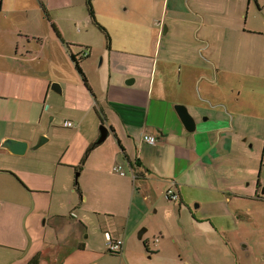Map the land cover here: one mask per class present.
<instances>
[{
	"label": "crops",
	"instance_id": "obj_1",
	"mask_svg": "<svg viewBox=\"0 0 264 264\" xmlns=\"http://www.w3.org/2000/svg\"><path fill=\"white\" fill-rule=\"evenodd\" d=\"M259 2L92 0L109 49L88 0H1L0 264H182L176 238L132 258L152 207L172 203L166 191L177 193L179 213L251 199L238 165L255 161L250 138L264 115L249 96L258 66L244 58L262 35L249 16ZM65 44L88 53L80 73ZM102 126L107 140L87 153ZM10 138L28 144L24 155L2 147ZM107 233L123 240L119 257L107 253Z\"/></svg>",
	"mask_w": 264,
	"mask_h": 264
},
{
	"label": "rangeland",
	"instance_id": "obj_2",
	"mask_svg": "<svg viewBox=\"0 0 264 264\" xmlns=\"http://www.w3.org/2000/svg\"><path fill=\"white\" fill-rule=\"evenodd\" d=\"M259 3V6L254 3L249 16L254 22V27L262 35L252 38L253 44L248 48L249 58L247 59L246 56L244 58L245 64L249 60L251 65L258 66L257 79H252L253 90L249 91V96L253 94L260 107L263 105L264 109V0H260ZM78 50L74 47L73 51ZM244 90L247 91L245 88ZM256 122L257 132L254 134V140L250 138V145L254 144L253 148L256 152L255 161L248 169H243L237 164L239 171L241 170L243 174L247 173L246 194L251 195V199L230 195L231 203L227 208L203 201L200 208H197L198 203L189 209L182 206L181 213H179V204L173 202H166L168 208H165V212L159 207V209L152 207L133 242L140 247L138 249L141 252L139 254L132 252V258L139 261L143 253L147 259L150 258L143 241L138 239L140 231L147 229L144 241L148 240L151 248H154L156 240L163 243L176 238L178 250L182 254V264H264V115ZM62 133H67V130H63ZM258 182L261 186V198L255 196L259 190ZM232 188L234 187H229ZM202 200L209 199L203 195ZM215 207L218 212L214 210ZM153 252L155 251L151 250V254L154 255ZM114 261L117 264L116 258ZM169 263L170 259L165 261L157 256L153 260L146 261V264Z\"/></svg>",
	"mask_w": 264,
	"mask_h": 264
},
{
	"label": "water",
	"instance_id": "obj_3",
	"mask_svg": "<svg viewBox=\"0 0 264 264\" xmlns=\"http://www.w3.org/2000/svg\"><path fill=\"white\" fill-rule=\"evenodd\" d=\"M51 87H52V90L60 92V86L57 83L52 84ZM175 110L177 111V113H178L177 115L179 116L180 120L182 121V124L186 128V131L187 132L194 131L195 130V121L191 117V114L189 113L187 108L184 107L183 105H177L175 107ZM108 134H109L108 129L105 126H102L100 128L99 139H98L97 143H95V144L98 145V144H101L104 141H106ZM45 140L46 139L42 137L36 147H38L42 143V141H45ZM2 147L7 149L8 151L12 152V154H14V155H24L25 152L28 150V144L26 142L12 140V138L5 140L4 143L2 144ZM144 233H145V231H141L139 233L138 239H142V236L144 235Z\"/></svg>",
	"mask_w": 264,
	"mask_h": 264
},
{
	"label": "built area",
	"instance_id": "obj_4",
	"mask_svg": "<svg viewBox=\"0 0 264 264\" xmlns=\"http://www.w3.org/2000/svg\"><path fill=\"white\" fill-rule=\"evenodd\" d=\"M87 56H88V53L86 51L83 52V54L81 55V57H83V58H85ZM65 127L66 128H73V127H75V125L73 122L68 121L65 123ZM143 141L148 143V145H151V146H155L157 144V138L154 136H151V135H144ZM113 170H114V172L118 173L119 176H124L126 174L125 171L123 170V168L119 165L115 166ZM136 175L137 174L134 173V171H133L132 172V178H134V181L137 179ZM165 198L169 201L177 202L179 197H178L177 193L174 192V189H170L169 191H166ZM105 238H106V243H107V248H108L107 252L119 255L121 253V251L123 250V247H124L123 240L117 239L116 237H113V235H111L109 233H107L105 235Z\"/></svg>",
	"mask_w": 264,
	"mask_h": 264
},
{
	"label": "trees",
	"instance_id": "obj_5",
	"mask_svg": "<svg viewBox=\"0 0 264 264\" xmlns=\"http://www.w3.org/2000/svg\"><path fill=\"white\" fill-rule=\"evenodd\" d=\"M92 0H88V4H87V7H88V9H89V11H90V13H91V16L93 17V23L100 29V30H102L104 33H105V38H106V42H107V48H109L110 49V43H111V40H110V37H109V34H108V32L105 30V28H103V27H101L99 24H97L94 20V13H93V9H92ZM46 12V11H45ZM47 13V12H46ZM47 15V14H46ZM48 17V16H47ZM54 30L56 31V33H57V36L59 37V38H61L60 36H59V33H58V31L54 28ZM66 45V47H67V49H68V51H69V55H70V58H71V60L74 62V64H75V68H76V70L80 73V69H79V65H80V58H81V54H82V52L81 53H79L78 55H75V54H73V53H71L70 52V50H71V45H69V44H65ZM97 147V144H94L92 147H90L89 149H88V152L87 153H90V152H92L95 148ZM137 180V179H136ZM135 180V181H136ZM77 185H78V183H77ZM259 187H261L260 186V183L258 182V188ZM143 244H144V247H145V249L147 250V253L148 254H150L151 252H150V250H149V244H148V241H143ZM110 255H117V254H114V253H109ZM119 255H117V257H118Z\"/></svg>",
	"mask_w": 264,
	"mask_h": 264
}]
</instances>
